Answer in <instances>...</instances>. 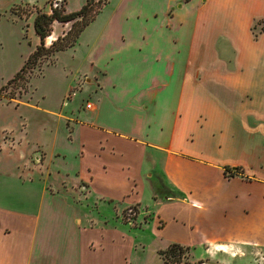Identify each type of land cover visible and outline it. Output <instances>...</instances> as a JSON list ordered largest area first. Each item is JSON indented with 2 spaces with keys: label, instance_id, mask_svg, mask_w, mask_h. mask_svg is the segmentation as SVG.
I'll list each match as a JSON object with an SVG mask.
<instances>
[{
  "label": "crops",
  "instance_id": "crops-1",
  "mask_svg": "<svg viewBox=\"0 0 264 264\" xmlns=\"http://www.w3.org/2000/svg\"><path fill=\"white\" fill-rule=\"evenodd\" d=\"M85 61L96 81L90 107L70 104L59 113L79 121L68 129L56 117L34 140L54 155L45 179L82 193L39 191L34 202L7 161L1 178L26 189L0 196V221L22 235L15 245L0 231V264H50L34 248L38 232L46 243L58 234L52 245L71 242L75 264H90V239L105 247L121 226L147 231L156 250L176 244L215 264H264V0H119ZM115 205L137 226L90 228V213Z\"/></svg>",
  "mask_w": 264,
  "mask_h": 264
},
{
  "label": "rangeland",
  "instance_id": "rangeland-1",
  "mask_svg": "<svg viewBox=\"0 0 264 264\" xmlns=\"http://www.w3.org/2000/svg\"><path fill=\"white\" fill-rule=\"evenodd\" d=\"M52 1L0 0V168L9 165L7 161L14 159L16 175L20 178L22 185L31 183V199L37 203L39 191L48 194L61 191L68 194L64 192L65 189L68 192H74L76 196L82 193L78 189L79 184H68L67 179L63 180L62 186L55 187L48 179H45L46 167L54 161V155H47L41 145L34 140L41 138L42 134L39 133L43 123L47 124V130L53 131L57 123L56 117L61 118L68 129L73 121H79L77 118L72 120L69 115L66 118L62 117L59 113L64 111V114H67L70 104L75 107L73 110L79 112L85 109L87 104L91 105L96 81L90 76V71H82L90 68L85 61L90 40L96 38L100 28L119 3V0H89V13L86 18L76 17L68 22L54 20L50 26V34L43 41L45 47L51 48L44 51L33 66H27L16 76L28 55L40 44V39L33 29V20L40 13L50 14ZM86 1L60 0L58 8L63 13L76 11ZM106 3H108L106 8L97 14ZM95 13L97 18L92 22L93 26L90 27V23L88 24L79 36L81 41L72 48L70 43L74 45L78 40V36H73L75 31L91 14ZM62 46L63 48L56 50ZM26 128L29 140H24L23 137ZM2 175L0 174V196L15 195L23 198L25 194L22 195V193L26 188L18 186L9 176L1 178ZM156 195L160 201H164V191H157ZM55 202L65 206L66 215L71 214L67 202L59 197L55 199ZM1 203L6 202L1 200ZM12 206L14 208L12 210L10 207L12 211L20 212L17 211L16 204L13 203ZM99 208H101L97 210H100L99 213H90L92 216L89 222L90 228L100 229L104 225L109 228V226L128 222L131 228L137 226L136 218L127 221L124 217L125 210H119L116 205L114 206L116 213L112 212V214L111 211L108 213L106 207L99 206ZM139 221L141 222L142 219ZM28 222L34 225L36 218ZM0 231L5 236L13 238L15 245L18 244L17 238L22 237L20 230L14 229L12 233L1 221ZM98 232L96 230L90 232V238H95ZM134 232L122 226L118 228V232L109 231L104 235L105 247L101 248L93 239H90L88 243L90 264H198L199 260L205 259L198 250L182 249L180 254L177 250L172 255L164 254L168 247L164 250H156L159 245L156 241L152 242L147 231ZM40 235L38 232L34 248L43 250L44 258L50 261V264H75L76 255L78 258L81 257V254L79 255L78 251L73 249L71 242L68 243L70 247H64L61 243L52 245L55 238H58V234H49L50 241L47 243L42 241ZM138 239L144 240L143 249L137 245ZM87 259L88 257H85L84 262Z\"/></svg>",
  "mask_w": 264,
  "mask_h": 264
},
{
  "label": "trees",
  "instance_id": "trees-1",
  "mask_svg": "<svg viewBox=\"0 0 264 264\" xmlns=\"http://www.w3.org/2000/svg\"><path fill=\"white\" fill-rule=\"evenodd\" d=\"M89 4H90V1L87 0L85 4H83L78 10L67 12V13L61 12L59 8H52V12L50 14L40 13L36 15L33 20V29L40 39V44L33 52H31L28 55L27 59L24 61L21 68L17 71L16 76L19 75V73H21L27 66L29 67L33 66L37 58H39L42 54H44L43 53L44 51L49 50L51 48V47H45L43 41L50 34V30H51L50 26L54 20L58 22H68V21L74 20L76 17H81V19H84L89 13V6H90ZM95 14L93 15L91 14V16L86 21H84L80 27L77 28L73 36L77 37L79 33L90 23V21L94 19ZM70 46H73V43H70ZM61 48H63V46L57 48L56 50L61 49ZM162 188H163L162 186H157L156 192L157 191L160 192L161 190H163ZM182 249H185V248H183L182 246L176 245V244H172L167 248L166 250L167 252L164 251V254L167 253V254L172 255L176 252V250L180 254Z\"/></svg>",
  "mask_w": 264,
  "mask_h": 264
},
{
  "label": "built area",
  "instance_id": "built-area-1",
  "mask_svg": "<svg viewBox=\"0 0 264 264\" xmlns=\"http://www.w3.org/2000/svg\"><path fill=\"white\" fill-rule=\"evenodd\" d=\"M59 1H60V0H55V5H54V4H53V3H54V0H53V1L51 2V6H52V8H58ZM86 107H90V105L87 104Z\"/></svg>",
  "mask_w": 264,
  "mask_h": 264
},
{
  "label": "water",
  "instance_id": "water-1",
  "mask_svg": "<svg viewBox=\"0 0 264 264\" xmlns=\"http://www.w3.org/2000/svg\"><path fill=\"white\" fill-rule=\"evenodd\" d=\"M53 4L55 5V0H54ZM198 264H215V263L207 262V261H200V262H198Z\"/></svg>",
  "mask_w": 264,
  "mask_h": 264
}]
</instances>
